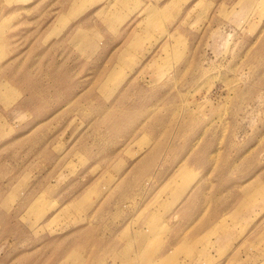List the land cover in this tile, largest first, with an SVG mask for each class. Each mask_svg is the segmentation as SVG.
I'll list each match as a JSON object with an SVG mask.
<instances>
[{
	"label": "rangeland",
	"instance_id": "374dc122",
	"mask_svg": "<svg viewBox=\"0 0 264 264\" xmlns=\"http://www.w3.org/2000/svg\"><path fill=\"white\" fill-rule=\"evenodd\" d=\"M264 264V0H0V264Z\"/></svg>",
	"mask_w": 264,
	"mask_h": 264
},
{
	"label": "crops",
	"instance_id": "0c3cea01",
	"mask_svg": "<svg viewBox=\"0 0 264 264\" xmlns=\"http://www.w3.org/2000/svg\"><path fill=\"white\" fill-rule=\"evenodd\" d=\"M241 260H242V263L241 264H247V263L243 262V258H241Z\"/></svg>",
	"mask_w": 264,
	"mask_h": 264
}]
</instances>
